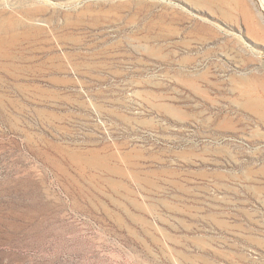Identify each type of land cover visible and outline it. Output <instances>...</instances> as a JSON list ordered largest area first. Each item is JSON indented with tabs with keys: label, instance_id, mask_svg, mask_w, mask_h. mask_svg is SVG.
<instances>
[{
	"label": "rangeland",
	"instance_id": "rangeland-1",
	"mask_svg": "<svg viewBox=\"0 0 264 264\" xmlns=\"http://www.w3.org/2000/svg\"><path fill=\"white\" fill-rule=\"evenodd\" d=\"M1 40L0 264H264V0H0Z\"/></svg>",
	"mask_w": 264,
	"mask_h": 264
},
{
	"label": "bare ground",
	"instance_id": "bare-ground-1",
	"mask_svg": "<svg viewBox=\"0 0 264 264\" xmlns=\"http://www.w3.org/2000/svg\"><path fill=\"white\" fill-rule=\"evenodd\" d=\"M10 23H11V22H10ZM6 25H7V24H6ZM7 30H9V29L7 28ZM1 41H2V42L0 43L1 46H3V45L5 46V45L7 44L6 41H4V40H1ZM7 45H8V44H7ZM0 55H1L2 57H7V56H8L7 54H0ZM250 107H251V106H250ZM250 107H249V108H250Z\"/></svg>",
	"mask_w": 264,
	"mask_h": 264
}]
</instances>
